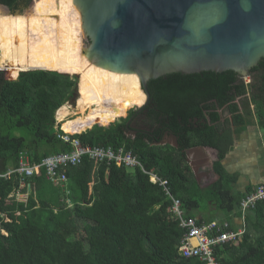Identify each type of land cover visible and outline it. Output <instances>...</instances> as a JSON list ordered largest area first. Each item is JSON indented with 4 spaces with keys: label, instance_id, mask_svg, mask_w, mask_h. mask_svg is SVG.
Here are the masks:
<instances>
[{
    "label": "trees",
    "instance_id": "trees-1",
    "mask_svg": "<svg viewBox=\"0 0 264 264\" xmlns=\"http://www.w3.org/2000/svg\"><path fill=\"white\" fill-rule=\"evenodd\" d=\"M31 2L0 0V5L22 15ZM246 79L249 83L230 71L203 72L171 74L147 84L150 107L164 115L161 132L174 134L177 149L158 146L161 139L128 137L130 114L74 138L84 146L130 152L147 174L167 182L186 219H195L208 206L223 216L241 217L239 204L250 191L235 195V177L221 162L246 128L256 125L264 131V59ZM75 89V78L56 73H20L12 82L0 74V175L18 169L22 155L31 165H40L45 158L71 151L54 129V115L73 100ZM182 103L190 110L180 113ZM193 148L215 152L212 171L217 180L205 190L195 185L184 159V152ZM56 174L62 181L55 186L40 168L28 180L33 194L26 204L9 198L20 177L0 178V264H203L179 254L185 232L170 213L172 200L140 169L82 159ZM244 222L238 244L214 249L218 264H264V202L248 210Z\"/></svg>",
    "mask_w": 264,
    "mask_h": 264
},
{
    "label": "water",
    "instance_id": "water-1",
    "mask_svg": "<svg viewBox=\"0 0 264 264\" xmlns=\"http://www.w3.org/2000/svg\"><path fill=\"white\" fill-rule=\"evenodd\" d=\"M0 35L75 76L50 73L137 98L140 110L147 84L171 74L247 78L264 59V0H32L22 15L0 5Z\"/></svg>",
    "mask_w": 264,
    "mask_h": 264
},
{
    "label": "built area",
    "instance_id": "built-area-1",
    "mask_svg": "<svg viewBox=\"0 0 264 264\" xmlns=\"http://www.w3.org/2000/svg\"><path fill=\"white\" fill-rule=\"evenodd\" d=\"M247 81L245 79V83ZM65 107L67 115L59 121L57 114L60 109H65ZM71 108L69 102L65 103L54 115V129L56 132H61L58 136L59 139L63 143L69 144L72 148L71 151L67 154H59L45 158L40 165H31L28 162L27 156L22 155L19 159L18 169L0 175L1 179H7L11 175H18L20 177L18 188L9 195V198L15 197L16 202L26 204L30 195L33 194L28 180L36 175L40 168L44 169L46 180L56 186L62 181V178H60L62 176L57 177L56 171L68 166H77L81 163L82 159H87L95 165H113L127 171L140 169L144 174H147L141 167L139 160L130 152H125L122 149L115 152L111 149L84 146L80 144L78 139L71 138L73 135L65 134L61 126L62 123L73 119L68 112ZM92 127L87 130H91ZM147 175H149L150 183L161 187L166 196H169L172 200L170 213L178 220L180 228L185 232L178 248L179 254L184 259H197L203 264H218L214 255V249L222 245H235L241 241L244 234V227L237 231H231L226 222L213 221L207 224H199L195 219H186L181 211L179 202L171 198L167 188V182L160 181L155 175ZM24 179H27V182ZM260 202H264V184L247 194L240 202L239 213L241 219L244 220L245 213L253 209Z\"/></svg>",
    "mask_w": 264,
    "mask_h": 264
},
{
    "label": "bare ground",
    "instance_id": "bare-ground-1",
    "mask_svg": "<svg viewBox=\"0 0 264 264\" xmlns=\"http://www.w3.org/2000/svg\"><path fill=\"white\" fill-rule=\"evenodd\" d=\"M32 70L75 76L64 59L48 61L36 56L16 39L0 35V72L4 73L5 80L15 81L19 73ZM76 87L80 97L77 114H73L74 118L61 126L67 135L81 134L96 124L107 127L137 105V98L114 92L90 79L78 78ZM66 115V107L60 109L58 120L61 121Z\"/></svg>",
    "mask_w": 264,
    "mask_h": 264
},
{
    "label": "crops",
    "instance_id": "crops-1",
    "mask_svg": "<svg viewBox=\"0 0 264 264\" xmlns=\"http://www.w3.org/2000/svg\"><path fill=\"white\" fill-rule=\"evenodd\" d=\"M185 159L199 190H205L216 182L217 177L212 171L216 160L214 151L201 148L190 150ZM221 165L228 175L235 177L232 185L235 195L244 196L248 191L264 184V131L255 125L235 136L232 150L222 160ZM193 217L203 223L213 218V221L226 222L233 231L245 228V222L240 216H223L215 207L208 206V209L194 214Z\"/></svg>",
    "mask_w": 264,
    "mask_h": 264
},
{
    "label": "flooded vegetation",
    "instance_id": "flooded-vegetation-1",
    "mask_svg": "<svg viewBox=\"0 0 264 264\" xmlns=\"http://www.w3.org/2000/svg\"><path fill=\"white\" fill-rule=\"evenodd\" d=\"M146 90H148L147 86H146ZM149 101H150V96H149ZM149 101L143 109L140 110L134 109L129 112L130 116L128 120H130V123L128 127H126L127 136L134 139L136 137H142L145 140L161 139L160 142L165 141L166 145H173L174 143L173 137H175L174 134L168 131H164L163 133L161 132L162 126L160 125V121L164 116L162 110L153 109L152 107H150ZM188 110L190 109L188 108V104L186 103H182L181 107H179L180 113H184L185 111L187 112ZM178 121L180 122V120ZM192 123H195V121L190 122V124ZM151 124H153L154 126L153 129L151 128ZM158 133H160L161 135L160 138L157 137ZM175 141L176 143L178 141L176 137H175ZM178 146L179 145L177 143V148ZM195 149H199V148H193L190 150H195ZM190 150L184 152V159L185 156L187 155V152H189Z\"/></svg>",
    "mask_w": 264,
    "mask_h": 264
},
{
    "label": "rangeland",
    "instance_id": "rangeland-1",
    "mask_svg": "<svg viewBox=\"0 0 264 264\" xmlns=\"http://www.w3.org/2000/svg\"><path fill=\"white\" fill-rule=\"evenodd\" d=\"M0 74H2L4 81H6V80H5V77H4V73L0 72ZM69 79L72 80L73 78H70V77H69ZM76 84H77V81H76ZM79 103H80V97H79V93H78V90H77V87H76L75 92H74L73 100H72L71 102H69L70 107H72V108L69 109V111H68V112L70 113V116H71V117L73 116V114H77L76 109L78 108V104H79ZM134 109H136V108H134ZM134 109H133V110H134ZM131 110H132V109H131ZM131 110H128V111L126 112L125 116L122 117V118H120V119H125V118L127 117L128 113H129ZM73 118H74V117H73ZM120 119H117L114 123L118 122ZM64 123H65V122H64ZM114 123H112V124H114ZM112 124H110V125H112ZM96 125H97V124H96ZM110 125H109V126H110ZM97 126H99V125H97ZM109 126H107V127H109ZM100 127H102V126H100ZM107 127H105V128H107Z\"/></svg>",
    "mask_w": 264,
    "mask_h": 264
},
{
    "label": "clouds",
    "instance_id": "clouds-1",
    "mask_svg": "<svg viewBox=\"0 0 264 264\" xmlns=\"http://www.w3.org/2000/svg\"><path fill=\"white\" fill-rule=\"evenodd\" d=\"M245 79H246V78H245ZM245 79H244V80H245ZM248 81H249V80H248ZM67 103H68V102H67ZM132 110H133V109H132ZM132 110H131V111H132ZM128 114H129V113H128ZM127 116H128V115H127ZM126 118H127V117H126ZM94 126H97V125H94ZM108 126H109V125H108ZM99 127H100V125H99ZM103 128H105V127H103ZM86 131H88V130H86ZM86 131H85V132H86ZM85 132H83V133H85ZM83 133H81V134H83ZM81 134L73 135V136H71V138H74V137L79 136V135H81ZM75 139H77V138H75ZM256 188H257V187H256ZM256 188H255V189H256ZM255 189H254V190H255ZM254 190H252V191H254ZM252 191H250V193H251ZM248 194H249V193H248ZM246 195H247V194H246ZM246 195H245V196H246ZM245 196H244V197H245ZM243 199H244V198H243ZM243 199H242V200H243ZM242 200H241V201H242ZM239 205H240V204H239ZM212 222H213V221H212ZM229 228H230V227H229ZM231 231H233V230H231Z\"/></svg>",
    "mask_w": 264,
    "mask_h": 264
}]
</instances>
